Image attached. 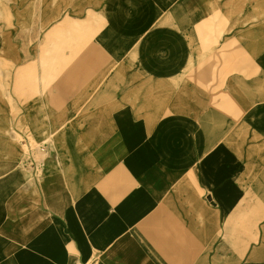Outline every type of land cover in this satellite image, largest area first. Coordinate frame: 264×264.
Segmentation results:
<instances>
[{
	"label": "crops",
	"instance_id": "1",
	"mask_svg": "<svg viewBox=\"0 0 264 264\" xmlns=\"http://www.w3.org/2000/svg\"><path fill=\"white\" fill-rule=\"evenodd\" d=\"M5 137L0 264H264V0H0Z\"/></svg>",
	"mask_w": 264,
	"mask_h": 264
},
{
	"label": "bare ground",
	"instance_id": "2",
	"mask_svg": "<svg viewBox=\"0 0 264 264\" xmlns=\"http://www.w3.org/2000/svg\"><path fill=\"white\" fill-rule=\"evenodd\" d=\"M63 139L64 137H47L45 141H47L48 143L50 142L51 146L54 145L57 150L63 149L64 151H68L67 149H64L61 146ZM58 161L61 162L62 159L58 158ZM42 176L40 175L38 178L39 181H42L44 183L46 182V180H48V175H44L43 178ZM64 177L66 182H68L67 184L71 193L73 194L74 175L68 174L65 175ZM25 183H26V175L22 174L19 170H17V168H15L14 163L11 164L7 162H0V199L1 201H3V203L11 198L22 197V195L19 193L21 192L22 187H26V185H24ZM2 209L3 211H0V220L2 219L6 211L4 208Z\"/></svg>",
	"mask_w": 264,
	"mask_h": 264
},
{
	"label": "rangeland",
	"instance_id": "3",
	"mask_svg": "<svg viewBox=\"0 0 264 264\" xmlns=\"http://www.w3.org/2000/svg\"><path fill=\"white\" fill-rule=\"evenodd\" d=\"M6 139L12 140L17 143H22V152H20V157L15 164V167L21 169L25 175H28L31 179H37L40 175L42 176L41 167L42 162L45 159L43 155H47L50 152H56L55 146H51V143L45 141L47 137H5ZM8 140V141H9ZM43 148L45 151H43ZM38 168V173L33 174L31 165L35 164ZM29 167V171L27 170ZM37 172V170H36Z\"/></svg>",
	"mask_w": 264,
	"mask_h": 264
},
{
	"label": "built area",
	"instance_id": "4",
	"mask_svg": "<svg viewBox=\"0 0 264 264\" xmlns=\"http://www.w3.org/2000/svg\"><path fill=\"white\" fill-rule=\"evenodd\" d=\"M43 151H45V149L43 148Z\"/></svg>",
	"mask_w": 264,
	"mask_h": 264
}]
</instances>
